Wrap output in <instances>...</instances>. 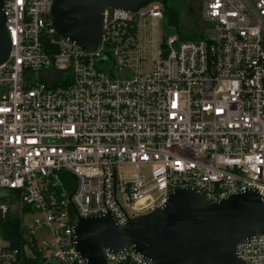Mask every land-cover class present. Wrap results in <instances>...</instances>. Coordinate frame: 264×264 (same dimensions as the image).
Masks as SVG:
<instances>
[{
    "label": "built area",
    "instance_id": "obj_1",
    "mask_svg": "<svg viewBox=\"0 0 264 264\" xmlns=\"http://www.w3.org/2000/svg\"><path fill=\"white\" fill-rule=\"evenodd\" d=\"M52 5L3 2L11 51L0 66V233L11 213L20 221L33 210L43 223L21 225L32 249L0 246V264H86L74 248L79 217L110 216L122 228L177 188L206 203L245 191L264 202V0H200V38L167 26L161 46L146 37L164 23L158 2L134 13L106 8L95 52L56 35ZM146 47L155 50L148 58ZM60 174L74 180L68 195ZM44 226L51 242L36 243ZM104 256L153 264L132 247ZM237 257L264 264V234Z\"/></svg>",
    "mask_w": 264,
    "mask_h": 264
},
{
    "label": "water",
    "instance_id": "obj_2",
    "mask_svg": "<svg viewBox=\"0 0 264 264\" xmlns=\"http://www.w3.org/2000/svg\"><path fill=\"white\" fill-rule=\"evenodd\" d=\"M159 0H53L51 22L57 36L86 52H95L106 8L134 13ZM0 0V66L11 44ZM264 234V202L253 191L206 203L195 189L171 191L155 211L119 227L110 216L79 217L73 229L74 248L86 264H108L104 251L129 247L153 264H245L237 248Z\"/></svg>",
    "mask_w": 264,
    "mask_h": 264
},
{
    "label": "rangeland",
    "instance_id": "obj_3",
    "mask_svg": "<svg viewBox=\"0 0 264 264\" xmlns=\"http://www.w3.org/2000/svg\"><path fill=\"white\" fill-rule=\"evenodd\" d=\"M151 3V2H150ZM168 5L177 12L176 16L178 18V23L174 28L169 27L171 30L177 31L180 33L181 37L184 40H195L199 39L200 35L204 29L205 23L202 19L201 10H200V0H169ZM161 9H163V5L158 2V5ZM163 22H160L159 28L157 29L158 33V44L161 46L163 44V40L165 37L166 32L170 31V29L167 27L168 19L166 18V14L164 15ZM165 24V27L163 26ZM210 32V31H209ZM149 53L154 54L155 50L151 47H146V54L145 56L150 55ZM109 66V65H108ZM107 65H104V68L106 69L108 67ZM152 63L149 61H145L143 65V73L144 75H148L151 72ZM130 75V74H129ZM120 77H123V74L120 73ZM123 171H132V167L130 166H123ZM147 179H150L149 172L146 174ZM17 220L19 226H23V230L27 231L34 227L35 220H39L41 223H43V217L41 213L35 212L33 210H26L23 212L22 219L19 221L18 217L11 213L3 222V230L5 222L10 220ZM28 235V232H23V235ZM34 240L36 243H40L41 241H45L46 243L51 242V236L49 232V227L44 226L41 229L37 230L36 235L34 236ZM0 246L3 247H9V242L5 239L3 233H0ZM24 243L20 241L16 247H19L20 249H23ZM30 259H33L29 257ZM48 264H56L53 260H47Z\"/></svg>",
    "mask_w": 264,
    "mask_h": 264
},
{
    "label": "trees",
    "instance_id": "obj_4",
    "mask_svg": "<svg viewBox=\"0 0 264 264\" xmlns=\"http://www.w3.org/2000/svg\"><path fill=\"white\" fill-rule=\"evenodd\" d=\"M168 1L169 0H159L156 2H160L163 5V16L166 14V18L168 19L167 26L174 28L176 24L178 23V18L176 16L177 12L174 11L168 5ZM57 180L60 182V185H62L60 192L62 191L64 194H67V195L72 192L74 188V180L71 176L66 175V174H60L57 177ZM3 235L5 239L9 242V244L14 248H19L16 246L20 241H22L24 243V246L28 250L32 249L31 246H29V243L23 239L22 232L20 231V226L18 225L17 220H13L11 218L10 220L5 222ZM20 250L22 251V249ZM25 260H26L25 264H43L39 257H36L35 259L25 258Z\"/></svg>",
    "mask_w": 264,
    "mask_h": 264
},
{
    "label": "crops",
    "instance_id": "obj_5",
    "mask_svg": "<svg viewBox=\"0 0 264 264\" xmlns=\"http://www.w3.org/2000/svg\"><path fill=\"white\" fill-rule=\"evenodd\" d=\"M146 37L154 41H159L157 30L151 29V30L146 31Z\"/></svg>",
    "mask_w": 264,
    "mask_h": 264
},
{
    "label": "bare ground",
    "instance_id": "obj_6",
    "mask_svg": "<svg viewBox=\"0 0 264 264\" xmlns=\"http://www.w3.org/2000/svg\"><path fill=\"white\" fill-rule=\"evenodd\" d=\"M150 3V2H149Z\"/></svg>",
    "mask_w": 264,
    "mask_h": 264
}]
</instances>
